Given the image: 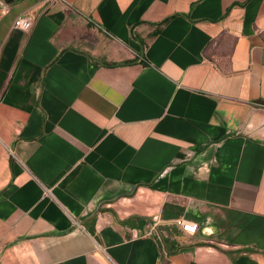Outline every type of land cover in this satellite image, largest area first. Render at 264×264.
Instances as JSON below:
<instances>
[{"label":"crops","instance_id":"obj_1","mask_svg":"<svg viewBox=\"0 0 264 264\" xmlns=\"http://www.w3.org/2000/svg\"><path fill=\"white\" fill-rule=\"evenodd\" d=\"M0 264H264V0H0Z\"/></svg>","mask_w":264,"mask_h":264},{"label":"built area","instance_id":"obj_2","mask_svg":"<svg viewBox=\"0 0 264 264\" xmlns=\"http://www.w3.org/2000/svg\"><path fill=\"white\" fill-rule=\"evenodd\" d=\"M14 28L28 32L32 28V21L29 18L26 17H20L18 18L15 23H14ZM175 225L180 227L183 232L189 234V235H194L198 229V225L188 222L182 218H179L175 221ZM156 229V226H153L151 228V233Z\"/></svg>","mask_w":264,"mask_h":264},{"label":"trees","instance_id":"obj_3","mask_svg":"<svg viewBox=\"0 0 264 264\" xmlns=\"http://www.w3.org/2000/svg\"><path fill=\"white\" fill-rule=\"evenodd\" d=\"M129 223V222H128Z\"/></svg>","mask_w":264,"mask_h":264}]
</instances>
